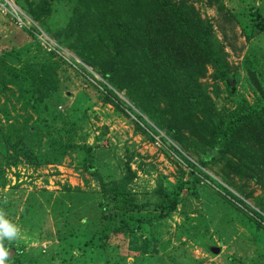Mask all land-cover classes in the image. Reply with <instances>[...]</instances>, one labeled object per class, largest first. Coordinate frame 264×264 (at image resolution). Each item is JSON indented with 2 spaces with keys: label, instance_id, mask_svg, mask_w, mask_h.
I'll return each instance as SVG.
<instances>
[{
  "label": "rangeland",
  "instance_id": "rangeland-1",
  "mask_svg": "<svg viewBox=\"0 0 264 264\" xmlns=\"http://www.w3.org/2000/svg\"><path fill=\"white\" fill-rule=\"evenodd\" d=\"M5 1L10 8L0 6V58L17 53L28 66L26 82L47 63L56 83L35 112L21 85L4 82L0 63V214L18 230L13 240L0 241L8 250L5 264H264V163L251 166L252 178L227 176L223 162L212 163L174 206H159L156 194H175L189 164L196 166L206 140L199 123H223L244 104V110L264 106V29L258 28L259 22L264 27V0H172L192 5L212 27L234 87L231 95L209 64L200 66L204 98L178 136L169 122L142 113V97L151 100L147 93H133L127 82L118 92L59 45L73 0H50L51 15L39 24L28 10L41 0ZM4 62L22 70L12 58ZM103 85L116 98L100 93ZM84 147L95 158L97 177L84 169ZM119 187L133 205L122 233L124 215L113 192ZM105 229L113 232L103 241Z\"/></svg>",
  "mask_w": 264,
  "mask_h": 264
},
{
  "label": "trees",
  "instance_id": "trees-1",
  "mask_svg": "<svg viewBox=\"0 0 264 264\" xmlns=\"http://www.w3.org/2000/svg\"><path fill=\"white\" fill-rule=\"evenodd\" d=\"M73 1L71 15L61 33L63 39L58 41L59 45L75 51L83 62L101 75L106 84L118 92L126 88L123 83L127 82L133 86V93H147L151 100L142 97V113L158 124L169 122V128L175 136H178V127L190 126L191 123L186 121H190V118L193 121V110L198 108L197 102L204 98L203 87L198 84L200 66L204 63L211 66L213 78L225 81L228 92L231 95L234 93L212 27L199 19L192 5L173 3L172 0ZM51 4L50 0H41L36 6L30 7L28 11L33 22L39 24L47 20L52 12ZM258 28L264 29L261 22ZM5 57L14 59L22 70L19 72L6 65ZM0 63L6 68L4 82L21 85L29 96L27 102L30 108L35 112L41 109V100L56 88L52 66L40 64L31 71L32 76L26 82L27 72L24 69L28 66L26 62L20 61L17 53L16 56L13 53L4 54ZM101 91L108 98H116L105 85ZM127 95L129 98L132 96L129 93ZM162 104H165L164 108L160 107ZM147 106L151 109L148 110ZM244 108L245 104L234 110L225 117L223 123H199L206 140H201L197 164H189L188 177L178 184L175 194L162 189L157 191L159 206H174L182 189L193 192V184L203 176L201 169L212 163L223 162L227 176L232 174L238 178H252L254 172L251 174V166L257 169L264 163V106L250 110ZM167 116L170 121L166 120ZM172 122L177 126H172ZM84 148V169L90 176L97 177L95 158L88 147ZM259 149L261 154L258 156ZM236 153H240V157L233 156ZM229 155L238 158L237 161H226ZM249 160L252 162L246 163ZM260 169L264 168L261 166ZM113 192L118 198L121 215H124L117 231L126 232L130 220L126 213L132 210L133 205L124 187L116 188ZM228 195L240 203L232 194ZM256 216L262 219L259 214ZM152 218L149 217L150 220ZM112 232L105 229L101 233V240H107ZM8 262L15 264V260Z\"/></svg>",
  "mask_w": 264,
  "mask_h": 264
},
{
  "label": "clouds",
  "instance_id": "clouds-1",
  "mask_svg": "<svg viewBox=\"0 0 264 264\" xmlns=\"http://www.w3.org/2000/svg\"><path fill=\"white\" fill-rule=\"evenodd\" d=\"M17 234V228L9 223V221L4 218L3 214H0V241L13 240L14 238H16ZM7 255V248L0 245V264H5Z\"/></svg>",
  "mask_w": 264,
  "mask_h": 264
},
{
  "label": "built area",
  "instance_id": "built-area-1",
  "mask_svg": "<svg viewBox=\"0 0 264 264\" xmlns=\"http://www.w3.org/2000/svg\"><path fill=\"white\" fill-rule=\"evenodd\" d=\"M1 9L3 10V12H7L8 13V9L10 8V4L4 0V3H1ZM18 23H21V21L18 19L17 20Z\"/></svg>",
  "mask_w": 264,
  "mask_h": 264
},
{
  "label": "water",
  "instance_id": "water-1",
  "mask_svg": "<svg viewBox=\"0 0 264 264\" xmlns=\"http://www.w3.org/2000/svg\"><path fill=\"white\" fill-rule=\"evenodd\" d=\"M213 253L217 254L218 250L217 249H213Z\"/></svg>",
  "mask_w": 264,
  "mask_h": 264
}]
</instances>
